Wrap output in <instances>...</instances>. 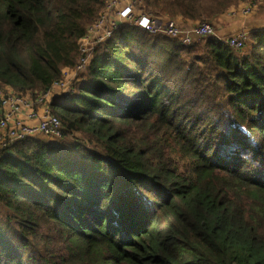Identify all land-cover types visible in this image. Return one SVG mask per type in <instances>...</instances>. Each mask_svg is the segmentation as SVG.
Masks as SVG:
<instances>
[{
    "label": "trees",
    "instance_id": "trees-1",
    "mask_svg": "<svg viewBox=\"0 0 264 264\" xmlns=\"http://www.w3.org/2000/svg\"><path fill=\"white\" fill-rule=\"evenodd\" d=\"M139 1L199 24L245 0ZM104 6L0 0V88L49 89ZM73 85L62 138L0 156V264H264V28L237 52L119 25Z\"/></svg>",
    "mask_w": 264,
    "mask_h": 264
},
{
    "label": "built area",
    "instance_id": "built-area-1",
    "mask_svg": "<svg viewBox=\"0 0 264 264\" xmlns=\"http://www.w3.org/2000/svg\"><path fill=\"white\" fill-rule=\"evenodd\" d=\"M104 3V10L79 40L75 64L64 67L61 77L49 89L35 95L17 94L6 87L3 88L5 92L0 90V156L15 141L26 138L56 141L62 138L63 126L52 112L51 103L69 99L74 92L73 83L78 81V76L87 67L94 46L108 40L119 25L129 24L150 34L178 40L184 47L203 37H218L211 21L184 29L179 27L176 19L167 16L157 18L143 13L138 9V0H104ZM255 9V3H245L230 10L228 15L233 19L243 20ZM223 38L233 50L243 51L248 43V31L241 28Z\"/></svg>",
    "mask_w": 264,
    "mask_h": 264
},
{
    "label": "crops",
    "instance_id": "crops-1",
    "mask_svg": "<svg viewBox=\"0 0 264 264\" xmlns=\"http://www.w3.org/2000/svg\"><path fill=\"white\" fill-rule=\"evenodd\" d=\"M247 18H249V17H247ZM247 18H245L243 20H236V19L231 18V16L228 15V13L225 14V15L217 16L215 18V21H214V26H215V29H216L215 30L216 31V35L219 38H222V37L226 36L227 34L233 33V32H235V31H237V30H239L241 28H244L247 31L251 30L252 28L248 29L244 25V23L247 20ZM177 21L179 23L183 22L181 19H178V18H177ZM185 23L187 25H193L190 22H185Z\"/></svg>",
    "mask_w": 264,
    "mask_h": 264
},
{
    "label": "rangeland",
    "instance_id": "rangeland-1",
    "mask_svg": "<svg viewBox=\"0 0 264 264\" xmlns=\"http://www.w3.org/2000/svg\"><path fill=\"white\" fill-rule=\"evenodd\" d=\"M139 1V0H138ZM140 2V1H139ZM254 2L253 0H245V1H239L238 2V6L243 5L245 3H252ZM256 4V3H255ZM138 9L140 11H142L140 9V3L138 5ZM235 9V8H234ZM232 10V9H231ZM143 12V11H142ZM144 13V12H143ZM147 14V13H145ZM150 15V14H148ZM152 16V15H151ZM251 16V17H250ZM165 17V16H164ZM249 18H247V20L245 21L244 25L246 28L251 29V28H264V10H258L257 5H256V9L248 16ZM158 18V17H157ZM162 18V17H161ZM178 19H181L180 17H178ZM177 20V18H176ZM182 20V19H181ZM183 21V20H182ZM215 19H211V22L214 23ZM161 23H163L161 21ZM121 25H128V26H132L129 24H121ZM180 28H188L191 27L190 25H187L185 22L182 23H178ZM195 25V24H193ZM234 33V32H233ZM232 33L227 34L228 36L231 35ZM226 35V36H227ZM0 90L4 91L3 88H0ZM5 92V91H4Z\"/></svg>",
    "mask_w": 264,
    "mask_h": 264
}]
</instances>
